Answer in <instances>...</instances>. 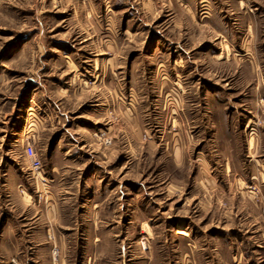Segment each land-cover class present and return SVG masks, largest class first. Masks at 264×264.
I'll return each instance as SVG.
<instances>
[{
  "label": "rangeland",
  "instance_id": "obj_1",
  "mask_svg": "<svg viewBox=\"0 0 264 264\" xmlns=\"http://www.w3.org/2000/svg\"><path fill=\"white\" fill-rule=\"evenodd\" d=\"M0 157L11 221L63 210L42 264H264V0H0Z\"/></svg>",
  "mask_w": 264,
  "mask_h": 264
},
{
  "label": "crops",
  "instance_id": "obj_2",
  "mask_svg": "<svg viewBox=\"0 0 264 264\" xmlns=\"http://www.w3.org/2000/svg\"><path fill=\"white\" fill-rule=\"evenodd\" d=\"M3 166L4 161L0 157V196L3 195L11 197L17 195V197L25 199L26 197L24 196H26L25 194L27 193L25 189V178L23 176L21 179L18 177L17 180L13 181L11 184V181L7 179L6 173H4L5 170ZM41 181L42 180L35 178L36 191H38L42 185H46ZM50 193L51 195L44 198V204H41V202H38V199L27 194L31 203L24 204L25 208L22 211V214H24L23 219L25 220L23 221H11L9 217L11 215L8 214L9 211L7 210L9 209V206L0 205V264H11L10 260L14 258L16 262L15 264H42V253L43 249H47L46 244H48L50 248L53 245L58 246L61 254L64 255L61 248L65 245V242L67 243L68 241L67 239H61L59 236L61 233H59L58 222L59 220L65 219V217L62 214L63 210L58 208V202L55 199L54 193L52 191H50ZM35 196H37V194ZM88 223L81 221L78 225L82 228L84 227V224L89 225ZM70 226L71 224H67L66 226H63L62 229L75 228H68ZM178 229L184 231V236H189L185 229L177 228L176 231ZM109 238L110 237H103L102 240L98 237L95 238V241H98L96 245L98 246V244L101 243L100 245L108 247L109 245L114 244L119 245L118 247L122 248L124 240H120L119 244L116 243L118 242V238ZM177 238L179 240V236H177ZM80 241L82 245L86 244L82 240ZM84 241H88V239H84ZM136 243L138 244V240ZM175 244L176 243L174 242L173 246H175ZM149 250L150 248H147V251L143 252L140 249V252H143L141 256L134 255L133 253H129L127 255L126 253L118 254L115 252V254H113V251L98 252V264H155V256L151 250ZM114 256L120 257L117 263L114 260ZM193 257H195L194 254L191 253L189 255L183 250L181 252H177L169 261L170 264H195L196 260ZM75 260L78 264H86L89 263V260L91 259L88 258L87 260L85 257H81V255H79V257L75 258ZM96 261L97 260H93V263L95 264ZM61 264H70L68 262V258L61 259ZM72 264L74 263L72 262Z\"/></svg>",
  "mask_w": 264,
  "mask_h": 264
},
{
  "label": "built area",
  "instance_id": "obj_3",
  "mask_svg": "<svg viewBox=\"0 0 264 264\" xmlns=\"http://www.w3.org/2000/svg\"><path fill=\"white\" fill-rule=\"evenodd\" d=\"M24 153L28 159L30 169L33 172L40 173L41 169H42V162H41V158L38 155V152H37L34 144L31 142H28L24 146ZM15 263H16L15 260H13V264H15Z\"/></svg>",
  "mask_w": 264,
  "mask_h": 264
},
{
  "label": "bare ground",
  "instance_id": "obj_4",
  "mask_svg": "<svg viewBox=\"0 0 264 264\" xmlns=\"http://www.w3.org/2000/svg\"><path fill=\"white\" fill-rule=\"evenodd\" d=\"M176 234L184 235L185 233H184V231H183V230H181V229H178V230L176 231Z\"/></svg>",
  "mask_w": 264,
  "mask_h": 264
}]
</instances>
